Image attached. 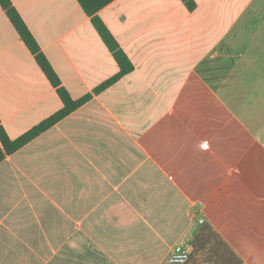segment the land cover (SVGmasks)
<instances>
[{
    "label": "crops",
    "instance_id": "crops-1",
    "mask_svg": "<svg viewBox=\"0 0 264 264\" xmlns=\"http://www.w3.org/2000/svg\"><path fill=\"white\" fill-rule=\"evenodd\" d=\"M192 1L100 9L133 69L95 92L121 67L79 0H11L92 97L0 161V264H164L180 242L186 264H264V0ZM63 106L0 4L1 125Z\"/></svg>",
    "mask_w": 264,
    "mask_h": 264
},
{
    "label": "trees",
    "instance_id": "trees-1",
    "mask_svg": "<svg viewBox=\"0 0 264 264\" xmlns=\"http://www.w3.org/2000/svg\"><path fill=\"white\" fill-rule=\"evenodd\" d=\"M113 0H79L84 10L91 16H93V21L98 28L100 34L102 35L104 41L109 46L111 51L113 52L116 60L120 64L121 70L120 72L109 79L108 81L101 84L99 87L95 89V92H101L115 81H117L121 76L130 72L133 69V64L128 59L127 55L120 48L118 42L109 31L108 27L104 24V22L97 16V12L111 3ZM188 6L193 9L194 2L192 0H184ZM0 4L4 9H6L7 14L18 30L20 36L24 40V42L28 45L30 50L35 54L36 60L40 68L45 72L47 77L50 79L53 86L57 89L58 94L60 95L64 106L62 109L52 114L50 117L43 120L38 125L34 126L18 138L12 139L5 128L1 125L0 121V140L2 142V148L0 149V161L4 160L7 155L14 153L26 143L34 139L43 131L50 128L52 125L57 123L59 120L70 114L76 108L80 107L87 100H89L92 95L87 94L79 99H74L69 91L62 85L60 78L55 72L54 68L50 64L46 55L41 51L38 42L30 31L29 27L25 23L21 14L18 10L12 5L11 0H0ZM209 237L219 238V235L212 229L210 226H203L196 236V240L205 241ZM195 240V241H196ZM215 246L220 247L223 246L222 240H217Z\"/></svg>",
    "mask_w": 264,
    "mask_h": 264
},
{
    "label": "built area",
    "instance_id": "built-area-1",
    "mask_svg": "<svg viewBox=\"0 0 264 264\" xmlns=\"http://www.w3.org/2000/svg\"><path fill=\"white\" fill-rule=\"evenodd\" d=\"M203 222V220H201ZM191 246L186 242L178 243L164 264H186L190 258Z\"/></svg>",
    "mask_w": 264,
    "mask_h": 264
}]
</instances>
